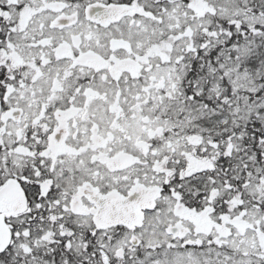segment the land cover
<instances>
[{
	"label": "snow or ice",
	"instance_id": "1",
	"mask_svg": "<svg viewBox=\"0 0 264 264\" xmlns=\"http://www.w3.org/2000/svg\"><path fill=\"white\" fill-rule=\"evenodd\" d=\"M0 264H264V0H0Z\"/></svg>",
	"mask_w": 264,
	"mask_h": 264
}]
</instances>
